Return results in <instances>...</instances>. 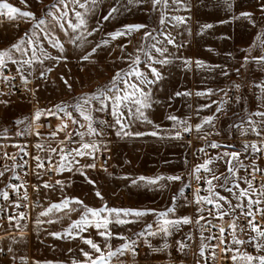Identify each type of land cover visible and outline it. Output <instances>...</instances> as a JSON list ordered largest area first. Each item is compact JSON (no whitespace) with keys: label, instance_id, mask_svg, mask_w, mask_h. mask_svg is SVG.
<instances>
[{"label":"rangeland","instance_id":"1","mask_svg":"<svg viewBox=\"0 0 264 264\" xmlns=\"http://www.w3.org/2000/svg\"><path fill=\"white\" fill-rule=\"evenodd\" d=\"M3 2L20 11L34 13L44 19L45 24L37 28L36 20L32 18L14 14V18L9 19L0 14V50L8 49L21 37L34 41L25 46L23 54L13 50V58L21 63L8 61L0 68V173H3L0 175V195L15 184L22 193L29 192L31 187L37 197L28 217L0 222L3 225L0 232L8 233L0 240V264H91L83 253H89L92 260L100 253L86 244V239L96 243L105 256L110 250L129 245L123 254L117 252L109 264H204L205 243L210 237L205 229L208 224L230 231L231 255L237 256L232 264H249L241 258V253L264 255V249L257 250L255 242L234 243V239L249 241L252 237L264 243V238L239 222V207L235 206L242 200L237 198L242 183L237 175L234 178L228 174L226 161L230 156L225 155L235 150L242 155H251L254 154L251 148L246 153L244 145L258 146L255 140L258 136L250 130L247 121L250 118L259 122L262 118L254 114L264 111V93L261 92L264 61L259 60L264 57V0H183L186 6L178 9L173 6L165 13L167 17H184L185 23L192 26L191 30L184 27L166 29L159 23L161 10H153L151 0H133L131 3L129 0H96L95 3L81 0L86 8L75 7L83 14L86 27L76 32H72L64 20L57 22L61 11L58 0H0ZM54 4L56 7H51ZM111 8H116L117 12L109 20H104ZM63 10L68 11V20L77 22L74 12ZM45 12L51 15L46 16ZM60 23L65 24V29L59 27ZM134 24L147 27L112 38V33ZM206 24L213 27L204 29L202 26ZM89 31L92 35H88ZM145 32H152L156 39L146 38ZM168 34L175 43H167L165 36ZM183 37L191 40L186 41ZM56 40L63 45L62 52L52 46ZM153 44L167 51L162 55L152 48ZM33 47L36 48L35 58ZM141 47L153 60H147L143 52L138 51ZM185 53L195 59L191 62L192 71H207L208 75L209 92L202 99H207V118L212 120L203 134L205 142L194 143L193 138L188 141L183 135L184 128L174 125L172 132L177 136L179 130L182 134L173 145L166 144L161 148L157 142L151 141L150 133H158V126L153 122L183 120V110L177 107L179 104L175 103L177 109L174 108L173 76L171 80L164 77L162 82L145 88L150 93L151 106L143 111L151 123L121 108L126 125L123 131L130 135L123 132L117 135L120 126L115 124L111 101L105 102L103 111L95 110L101 107L98 100L83 103L84 99L111 87L116 73L130 72L131 62L137 55L142 62L132 67H137L151 79L152 67L157 68L162 76L169 74L171 69H180L183 62L169 59ZM154 59H167L169 63L156 64ZM24 60L32 62L23 64ZM197 61L203 66H197ZM128 79L138 83L134 76ZM16 80L21 87L19 90L14 87ZM233 81L235 86L232 87ZM116 86L126 87L119 82ZM234 87L238 91L236 95L231 93ZM191 96L199 99V95ZM81 106L85 114L93 117L92 126L101 135L88 132L89 122L81 115ZM38 112L39 119L36 118ZM170 116L177 117V120L169 119ZM106 117L110 119L106 120ZM45 119L53 121V131L47 132L40 127ZM73 119L78 122L73 123ZM243 129H248L246 134H242ZM237 131L240 138L235 140ZM85 143L94 144L95 148L84 149ZM212 143L218 147L212 148ZM203 146L207 147V161H212L207 166L210 171L204 180L213 176L220 179H213L211 186L206 182L203 193L191 197L188 195L192 189L189 155L194 147ZM76 150L83 155H78ZM105 152L114 153L115 159L110 167L100 168L98 163ZM50 165L55 171L52 180L44 175ZM173 176L180 179H168ZM225 176L229 177L226 186ZM141 177L145 179L141 180ZM149 180L156 183H148ZM237 182L239 188L234 187ZM226 187H231L232 192ZM97 192L100 196L96 195ZM196 197L211 198L214 203L208 204L205 199L196 203ZM218 197H225L226 201ZM217 202L228 213L223 218L218 217V210L214 207ZM52 205L61 207L52 208ZM88 208L147 211L148 214L137 217L125 216L122 212L119 219L126 222L120 224L116 223L115 213L105 211L101 218H96L87 212ZM168 209L173 211L167 212ZM45 212L47 215H41ZM163 212H167L166 217L158 215ZM82 217H86L89 223L73 227V223ZM104 217L109 219L107 231L112 233L107 240L99 235L105 229L95 227L97 220L102 222ZM165 218L181 221L188 218L190 223L168 226L165 233L160 231ZM53 233H59L60 238ZM143 243L147 250L137 253L136 247ZM173 250L175 255H172ZM6 252L9 255L2 254Z\"/></svg>","mask_w":264,"mask_h":264},{"label":"snow or ice","instance_id":"2","mask_svg":"<svg viewBox=\"0 0 264 264\" xmlns=\"http://www.w3.org/2000/svg\"><path fill=\"white\" fill-rule=\"evenodd\" d=\"M92 3H95L96 0H91ZM133 2V0H129V3ZM227 2V0H226ZM58 3L61 5V11H60V15L59 17H57V22H59V20H64L67 23V27L71 28L72 32H76L78 29L84 28L86 27V20L83 16V14L79 11L76 10L75 6H78L79 8H86V4L81 2V0H58ZM151 4H152V8L153 10H157L160 9L161 10V16H160V20L159 23L161 25H166V23L168 22L169 19L175 20L176 23L180 24V23H185V18L184 17H180V16H174V17H167L165 15V13L172 8L173 6H175L177 9L181 6H186L183 3V0H171V3H169V0H151ZM231 5L229 4V7ZM51 7L55 8L56 5H52ZM63 9H68L72 12H74V16L77 22H72L71 20H68V11H64ZM262 10H264V8H262ZM117 12L116 8H111L108 12L107 15H105L103 17L104 20H109L112 15L114 13ZM0 14H4L7 15V17L9 19H13L14 18V14H18L22 17H29L32 18L34 20H36V25L35 27L39 28L40 25L45 24V20L44 19H39L38 17L35 16L34 13L32 12H28V11H20L18 8L3 2L0 3ZM45 15H51V13L49 12H45ZM241 15H250L248 13H242ZM59 27L61 29H65V24L64 23H60ZM147 26L144 24H134V25H125L123 31H118L115 33H112V38L115 39L117 37L123 36V35H130L133 32H137L140 31L141 29L146 28ZM204 29L207 28H211L213 27L211 24H206L202 26ZM155 31V29L153 30ZM163 34V33H162ZM88 35H92V32L89 31ZM25 36H27V33H25ZM145 37L146 38H150L155 40L156 37L153 36L152 32H145ZM79 38V37H78ZM165 40L167 41L168 44H173L175 43L174 38L168 34L165 36ZM158 43H162L161 41H157ZM34 43L33 40H25L24 37H21L19 39L18 42L13 43L12 45H10V47L6 50H0V68L6 66V63L8 61H10L13 64H18L21 63V61H18L16 59L13 58V50H15V52H21L22 54L26 52V45L28 44H32ZM262 43H264V41H262ZM53 47L59 48L61 50V52L63 51V45L58 41H54L52 43ZM152 48L155 49L156 52H159L163 55L164 52H166L167 50L162 48V47H157L156 44L152 45ZM42 53L46 56L47 53L43 52V49H41ZM95 51V49L93 50ZM138 51L143 52L144 56L147 58V60H153L152 56L147 52L144 51L143 47H141L140 49H138ZM32 55L35 58L36 56V48L33 47L32 48ZM85 60L88 59L87 56L84 57ZM247 59V58H246ZM260 61H264V57L259 58ZM32 61L31 60H24L22 61L23 64H30ZM141 58L139 55H137L131 62V71L124 73L123 75H121V73H116V75L113 77V81H112V86L105 88L103 90H100L98 92V94L93 95L90 99H84L83 103L84 104H89L91 100H98L100 102L101 107L95 109L96 111H103V106L105 105L106 101H111L112 104V114L113 116L116 117L115 119V124L120 126V131L117 132V135H120L121 132H123L124 135H130V133L124 132V128L126 127V125L123 123V119H124V112L121 111V108H125L127 109V112L130 113L132 116H135L137 118H143L146 122L151 123L150 120L147 119V117L144 114V109L148 108L151 106V102H150V93H148L147 91H145V88L148 86H151L157 82H159L162 79V75L161 72L157 70V68L152 67L151 68V77L153 78H148L144 75L143 72H141L137 67H132V65H139L141 63ZM154 63L156 64H167L169 63V61L167 59H159V60H155ZM189 63V61H185V64L187 65ZM197 66L202 67L203 64L200 61H197ZM19 71V69H18ZM129 76H134L136 77L138 83H134L131 82L128 77ZM5 79H7V77H5ZM117 82H119L120 84L126 85V87L124 88H119L117 87ZM128 89H131V91H129ZM261 92L264 93V86H261ZM190 93L188 92H177L176 95L180 96V95H189ZM204 93L201 92H197L196 95H203ZM131 105V106H130ZM92 109H89V111H91ZM69 117L71 118V113H68ZM81 115L83 116L85 121H88V125H87V129L88 132L92 135H101L102 133L98 132L96 128H94L92 126V121H93V117L90 114H85L84 110H83V106H81ZM254 115L261 117L262 119L259 122L253 121L249 118V120L247 121V123L250 126V130L255 133L258 137H261L262 140L261 142L264 143V127H260V125H264V111H257ZM40 113L38 112L36 114V118L39 119ZM169 119L171 120H177V117L175 116H170ZM212 118H206L205 123H211ZM78 121H76L75 119H73V123H77ZM103 123V122H101ZM111 126V125H110ZM197 129L200 128V125L196 126ZM191 129L188 127L184 128L185 132L190 131ZM248 131V129H243L242 130V134H246ZM136 135H142L141 133H136ZM150 135H157L156 132H152L150 133ZM177 137H179V133H177ZM70 138V137H69ZM95 148L94 144H88L85 143L83 144V148L84 149H88V148ZM212 148H216L218 147L217 144L212 143L211 144ZM249 148H251V151L253 153H264V148L258 147L256 144H245L244 145V151L247 153ZM78 155H83L82 152H80L79 150H76ZM225 155L230 156L231 160L226 161V163H228L230 166L228 167V172L235 178L236 172L238 171V168L235 166H232V160H236L240 167H243L242 162L239 161V157H240V153L233 151L230 153H225ZM65 157H62V159H64ZM14 159V157H13ZM212 163L211 159L208 161H205V163L203 165H200L196 168V172H199L201 168H204L205 171H210V169H208V165ZM39 166H43V165H39ZM92 167H94V165H92ZM254 171H264L261 169H256L254 168ZM0 175H3V173H0ZM141 180H144V177L140 178ZM168 179L171 180H179L180 177L178 176H173V177H169ZM213 179H220V177L217 176H213L212 179H209L208 181H206L210 186L212 185V180ZM225 186L228 183L229 177L225 176ZM240 179H243L245 183L248 184L249 189L252 188V184L251 182L244 177H241ZM148 183H156L155 180H149ZM47 187V185H45ZM234 187L239 188V184H235ZM226 190L229 192H232V188L231 187H226ZM97 196H100V193L97 192L96 193ZM260 195H264V191H262L260 193ZM5 198H7V193H4ZM240 197H247V203L249 206L252 205H257L260 204L261 201L259 199L253 200L251 198V196L249 195V191L247 189H241L239 191V196L237 197L238 199ZM201 199H205L207 201L208 204H213V200L211 198H198L197 202L199 203ZM219 200H225V197H218ZM77 203H82L81 201H77ZM230 203V202H229ZM61 207V205H52V208H59ZM214 207L218 210V217L219 218H223L224 215H228L227 212H224L222 210V205L220 203H215ZM235 207H241L240 204H237ZM51 210V209H49ZM111 212V213H115L117 219H116V223H120L123 224L126 221L123 219H119L120 214L123 212V214L125 216L127 215H135L137 217L140 216H144L147 215V211H132V210H122V209H106V208H101L99 210H94L91 208L87 209L88 213H91L92 217H96V218H101V213L102 212ZM173 211V209H168L167 212H171ZM211 211V210H210ZM261 212V214H264V209H260L259 210ZM167 212H163V213H159L158 215L160 217H166L167 216ZM41 215H47V213H41ZM244 215L246 216H251L252 219H250L248 221L250 227H251V231L258 233V236L261 238H264V230H262L256 223H255V217L253 216V213L251 210H246L244 212ZM22 218V215H21ZM201 219H203V217H201ZM89 223V221L86 219V217H82L81 220L79 221H75L73 223V227H77L79 228L81 226V224L87 225ZM110 223L109 219L104 217L102 218V222L101 219H98L95 227L99 230L101 228H104L105 231H100L99 235L104 237L106 240L110 239L112 237V233L110 231H107V226ZM180 223H190V220L188 218H184L182 221L181 220H169V219H164L163 220V224L160 226V231H163L165 233L168 232V226H178ZM233 230H235V225H232ZM149 229H151V225L148 226ZM224 229L221 228V232H223ZM151 235H155L156 233H149ZM52 235L56 236L57 238H60V234L59 233H53ZM86 244L90 245L92 249H94L97 253H100V255L97 256V258L95 260H92L91 257L89 256V253L84 252V256L89 257V259L91 260V264H109L110 259L117 255V252H120L121 254H123V250L129 248V245H124L123 249H118L116 251H109L107 253V255L105 256L102 253L101 248L94 243L91 239H86L84 241ZM255 242V246L257 248V250H261L264 249V243H260L259 241L256 240L255 237L250 238L249 241H243V240H239V239H234V243L236 244H244V243H252ZM221 243H223V241H221ZM181 247H183V244H181ZM110 248V246H109ZM225 250H229V249H225ZM238 251V250H237ZM241 258L247 260L249 262V264H253L254 261H258V264H264V255L262 256H252L248 253H241L240 254ZM237 259V256H233L232 260L235 261Z\"/></svg>","mask_w":264,"mask_h":264},{"label":"crops","instance_id":"3","mask_svg":"<svg viewBox=\"0 0 264 264\" xmlns=\"http://www.w3.org/2000/svg\"><path fill=\"white\" fill-rule=\"evenodd\" d=\"M181 27H184V28H187L190 30L192 29V26L189 23L178 24L176 22H170L169 21L165 25V28L168 30L169 29H179ZM158 36H160V35H158ZM183 39H185V38L183 37ZM185 40L189 41L191 39L189 37ZM169 60L170 61H176V62L181 61L184 63L183 66H180V69L169 70V72H168L169 74H167L166 76H162V79H161V82H162L164 77H166L170 80H171L172 76L175 78L173 80V86H175V90L172 94L173 95L172 98L174 101V108L177 109L175 107V103H177V104H179V106H177L178 109H179V107H181L180 109L183 110V120L182 121H159V124L157 122H153L154 125L158 126L157 127L158 133L155 136L152 135L153 138L151 141L157 142L161 148L166 146V144L168 146L173 145L176 141V138H178V137L172 132L171 129L174 126H177L179 129L185 128V127L190 128L191 130L188 132H190L192 134V138L194 140V143L196 141L197 142L200 141V143H202L203 140H206V138L203 137V136H205L203 134L207 130V124H208V123H205V120L208 117V115H207V110H208L207 99H202L209 92L207 71H206V73H204L202 71H200V72L192 71L191 70V62L195 59H194V57H192L190 54H187V53H185L184 55H181V56H179V55L174 56L173 58H170ZM185 61H189V63L186 65ZM170 73H173V75H170ZM178 78L180 80H178ZM218 84H219V82H218ZM232 84H233L232 87L235 86V81H233ZM211 89H212V86H211ZM177 92H180V93L188 92L190 94L177 96L176 95ZM197 92H201L204 94L199 95V99H195V97H192L191 95L196 94ZM237 92L238 91L237 90L235 91V87H234V89L232 90L231 93L236 95ZM183 103H187L188 105L186 107H184V105L182 106ZM198 109L200 111H199V113L197 112L198 113V115H197V113H194V112H195V110H198ZM197 125H200L199 129H197V127H196ZM163 129H165L166 131L164 132ZM238 132L239 131H237V135L235 136V140H238L240 138ZM185 133H187V132H185ZM141 140H143V139H141ZM255 140L258 143V147L264 148V143L261 142V140H262L261 137H258V138L256 137ZM203 142H205V141H203ZM197 148L198 147H194L192 152H190V155H189V173H190V178H191L190 182H192V189L189 190L188 192H191V194H190L191 197H194L195 194L201 195V193H203L204 186L206 185V180H204V179L207 177V171H205L204 168H201L199 172L195 171L198 166L203 165L205 163V161H207V147L203 146V148H201V147H199L198 149ZM235 151L239 152V150H235ZM113 155H114V153H113ZM114 159H115V156H114ZM230 159H231V157H229L228 161ZM239 161L242 162L243 167H240L239 163L236 160H232V166H235L238 168L236 175L238 176L237 178L239 179V181L242 183V187L240 186V190L241 189H247L249 191V195L251 196V198L253 200L259 199L261 201V203L257 204V205L264 204V195H260V193L262 191H264V185L253 183L249 179V177L247 176V172H246L247 168H256V169L264 170V153L257 152V153L251 154V155H242L240 153ZM98 165H99V163H98ZM229 166L230 165L227 163V171H228ZM100 168H102V167H100ZM228 174H230V173L228 172ZM241 177L247 178L251 182V184H252L251 189H249L248 184L245 183L243 179H240ZM236 184H239V183L237 182ZM237 196H239V193H237ZM240 198L242 199L240 202L241 207L238 208V211L241 214L242 208L245 206H249V205L247 203V200H248L247 197H240ZM197 200H198V198L196 197V200H195L196 203H197ZM210 210H212V207H210ZM240 214L238 217H240ZM18 219H14L11 222L18 220ZM1 226H3L2 223H0V227ZM107 230H108V228H107ZM0 234H2V237L0 238V240H1L8 233H1L0 232ZM138 247H136L137 253H141L138 250ZM108 249L110 250V248H108ZM2 254L9 255V253H7V252L2 253ZM175 254H176V251L173 250L172 255H175ZM110 261H109V263H110Z\"/></svg>","mask_w":264,"mask_h":264},{"label":"built area","instance_id":"4","mask_svg":"<svg viewBox=\"0 0 264 264\" xmlns=\"http://www.w3.org/2000/svg\"><path fill=\"white\" fill-rule=\"evenodd\" d=\"M18 80L14 81V87L16 89H21L18 84ZM110 117H106V120H109ZM40 127L47 131L51 132L54 130V123L51 119H45ZM182 134L181 131H176V134ZM186 139L192 140V134L183 133ZM114 161V155L112 153H103L101 159L99 160V166L102 168H108L112 165ZM247 176L249 179L256 184L264 185V172L263 171H254V168L246 169ZM45 178L52 180L55 178V171L53 166L50 165L46 168ZM11 189L7 192V198L2 194L0 195V222H6L8 220H14L15 218L28 217L32 205L36 202L37 197L31 187L29 192L22 193L21 190L15 188V184L11 185ZM191 192H188L190 195ZM20 209V210H19ZM260 209H264V204L261 205H252L245 206L241 210L239 217V222L243 227H250L248 221L252 219L251 216L244 215L246 210H251L253 216L255 217V223L264 230V214H261ZM205 229L209 233V239L205 243L204 249V264H232V255L229 245L230 231L221 232V228L217 226H212L210 224L205 226ZM2 234H0V238ZM223 241V243H221ZM229 249V250H225ZM138 250L142 253L147 250V245L145 243L140 244Z\"/></svg>","mask_w":264,"mask_h":264},{"label":"water","instance_id":"5","mask_svg":"<svg viewBox=\"0 0 264 264\" xmlns=\"http://www.w3.org/2000/svg\"><path fill=\"white\" fill-rule=\"evenodd\" d=\"M231 160V159H230Z\"/></svg>","mask_w":264,"mask_h":264}]
</instances>
